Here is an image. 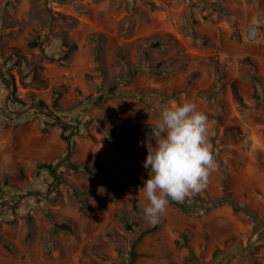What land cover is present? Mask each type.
Here are the masks:
<instances>
[{"label": "rangeland", "instance_id": "374dc122", "mask_svg": "<svg viewBox=\"0 0 264 264\" xmlns=\"http://www.w3.org/2000/svg\"><path fill=\"white\" fill-rule=\"evenodd\" d=\"M181 99L219 167L150 224L142 142ZM0 264H264V0H0Z\"/></svg>", "mask_w": 264, "mask_h": 264}, {"label": "clouds", "instance_id": "9594fccd", "mask_svg": "<svg viewBox=\"0 0 264 264\" xmlns=\"http://www.w3.org/2000/svg\"><path fill=\"white\" fill-rule=\"evenodd\" d=\"M248 37H258L255 27L251 28ZM149 124L150 132L142 142L147 148L143 167L149 171V176L138 193L143 197L145 221L156 224L170 201H191L204 191L219 165L211 143L214 133L208 116L194 101L170 102ZM99 192L103 194V187Z\"/></svg>", "mask_w": 264, "mask_h": 264}, {"label": "trees", "instance_id": "16d2710c", "mask_svg": "<svg viewBox=\"0 0 264 264\" xmlns=\"http://www.w3.org/2000/svg\"><path fill=\"white\" fill-rule=\"evenodd\" d=\"M5 83L9 84V87L11 86V89L13 90V96L11 97V101L13 103V105L17 108H20L21 105H23V101L20 100L19 98H17L15 96V90H16V86H15V78L12 74H9V76H7L6 78H4ZM235 95L237 96V98H239V93L238 90L235 89ZM240 99V98H239ZM55 106H57V102H54ZM39 107H41L42 109H49L47 104L43 101H40L38 103ZM64 129H68L67 127H64ZM43 168H45V170H47L48 173H50L52 175V177L55 179L56 178V170L53 164H43L42 165ZM84 170L89 172L91 175H96V173L94 171H92L89 167H84ZM38 198H40L39 196H37ZM208 199V198H207ZM198 201H205V198L201 200V198L196 195L194 198L191 199V201H184V202H175V201H170V203L175 204L176 206H178L181 210H183L186 213H191V204L193 203H197ZM218 203V202H215ZM211 205H207L205 206L206 208L211 207Z\"/></svg>", "mask_w": 264, "mask_h": 264}, {"label": "water", "instance_id": "95a60500", "mask_svg": "<svg viewBox=\"0 0 264 264\" xmlns=\"http://www.w3.org/2000/svg\"><path fill=\"white\" fill-rule=\"evenodd\" d=\"M37 109H39L41 112L48 113V114H50V115H52V116H55V114H53V113H51V112L43 111L41 108H37ZM60 121H61L64 125H68V126L70 125L69 123L65 122V121L62 120V119H60ZM68 144H69V141H68Z\"/></svg>", "mask_w": 264, "mask_h": 264}]
</instances>
